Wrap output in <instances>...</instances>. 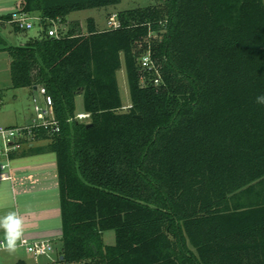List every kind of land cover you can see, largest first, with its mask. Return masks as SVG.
<instances>
[{"label":"trees","instance_id":"trees-1","mask_svg":"<svg viewBox=\"0 0 264 264\" xmlns=\"http://www.w3.org/2000/svg\"><path fill=\"white\" fill-rule=\"evenodd\" d=\"M120 1L20 0L14 11L41 31L7 48L11 89L44 87L59 124L28 150L56 159L61 237L49 264H264V0H159L117 12L118 29L62 27ZM12 13L2 25L24 33Z\"/></svg>","mask_w":264,"mask_h":264},{"label":"crops","instance_id":"crops-1","mask_svg":"<svg viewBox=\"0 0 264 264\" xmlns=\"http://www.w3.org/2000/svg\"><path fill=\"white\" fill-rule=\"evenodd\" d=\"M19 2L20 0H15V3L1 5L0 16L14 12ZM0 24V28L4 29L8 23ZM23 89L27 90L25 94H28L29 99L36 93L34 89ZM15 90L12 89L14 102L10 108L2 107L0 104V126L26 125L33 116L31 102L30 108L27 109L22 105L20 93ZM47 144L48 140L40 137L32 140L12 157L7 169H0V198L11 195L12 210L19 211L24 220V238L47 239L54 242L56 234L61 232L55 155L47 151L38 154L28 153L29 148L45 147ZM45 154L54 156L43 157ZM3 209L0 210L2 214L5 212ZM0 236H3V233L0 232ZM54 261L55 259H51L47 264Z\"/></svg>","mask_w":264,"mask_h":264},{"label":"rangeland","instance_id":"rangeland-1","mask_svg":"<svg viewBox=\"0 0 264 264\" xmlns=\"http://www.w3.org/2000/svg\"><path fill=\"white\" fill-rule=\"evenodd\" d=\"M159 0H121L120 3L108 6L104 8L97 9H87L82 11H76L71 13L66 18V24L62 26L63 28H73L76 32L86 29V20L93 18L99 28H104L106 26V21L108 16L113 13H117L124 10H129L137 7H146L149 5H154ZM15 3V0H0V6H5L7 3ZM32 28L26 30L24 33L15 34L12 30V27L7 24L4 29L0 28V104L2 107L10 108L14 100H12V89L10 88V78H9V53L7 48L25 44V42L31 37H37L41 31V27L38 24V21L32 20ZM118 84L123 100L124 107H127L129 104L128 99V89L127 82L123 68L117 73ZM4 85V86H3ZM15 92L20 93L22 98V105L30 108V99L26 89H16ZM76 103V114L83 112L82 107V96L78 95L75 100ZM54 156L53 154H45L43 157ZM11 195L8 194L6 197L0 198V210H5V212L0 213L4 215L12 210L11 206ZM57 225V224H56ZM58 229V227H57ZM2 233V232H1ZM61 233V232H60ZM60 233L58 232L54 237L53 243V252L47 257L38 258L37 261L33 259L32 256L26 254L23 248H18L15 252L8 253L7 251L0 252V261L1 264H17L19 261H23L25 264H47L49 260L56 259V252L59 249V239ZM103 241L105 244L110 245L114 243V231L109 230L104 232ZM52 257V258H51Z\"/></svg>","mask_w":264,"mask_h":264},{"label":"built area","instance_id":"built-area-1","mask_svg":"<svg viewBox=\"0 0 264 264\" xmlns=\"http://www.w3.org/2000/svg\"><path fill=\"white\" fill-rule=\"evenodd\" d=\"M32 20L38 21V17H31L24 13L14 12L11 15L10 22L15 24L20 29L32 28ZM1 22V21H0ZM106 26L111 29H118L120 22L117 19L116 13L110 15L106 21ZM58 24L52 22V27L48 30L49 36H56ZM139 64L144 70H152L154 67L152 58L149 52L141 55ZM158 78L154 80L158 84ZM36 93L31 96L30 102L33 116L26 125L15 127L0 126V169L8 168L11 161V156L17 154L22 147L27 146L32 140L36 139V134L39 131H45L48 134L59 132V124L53 114V103L51 97L47 94L44 87H36ZM89 115L82 112L76 114L75 119L86 122ZM3 236H0V241ZM18 248H23L24 252L33 257L35 261L38 258L46 257L54 250L50 240H28L23 237L22 242L18 243ZM3 250H0V252ZM1 264V261H0Z\"/></svg>","mask_w":264,"mask_h":264},{"label":"clouds","instance_id":"clouds-1","mask_svg":"<svg viewBox=\"0 0 264 264\" xmlns=\"http://www.w3.org/2000/svg\"><path fill=\"white\" fill-rule=\"evenodd\" d=\"M256 103L264 105V94L256 97ZM24 231V220L19 211H9L4 215H0V232L3 233L0 250L8 253L15 252L18 243L22 242Z\"/></svg>","mask_w":264,"mask_h":264},{"label":"water","instance_id":"water-1","mask_svg":"<svg viewBox=\"0 0 264 264\" xmlns=\"http://www.w3.org/2000/svg\"><path fill=\"white\" fill-rule=\"evenodd\" d=\"M33 89L36 90V87H34ZM60 259H62V258H60Z\"/></svg>","mask_w":264,"mask_h":264}]
</instances>
